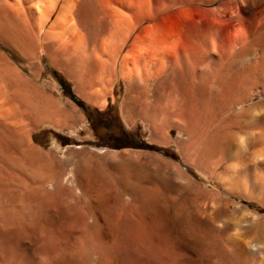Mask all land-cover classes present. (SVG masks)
I'll use <instances>...</instances> for the list:
<instances>
[{"label":"rangeland","instance_id":"374dc122","mask_svg":"<svg viewBox=\"0 0 264 264\" xmlns=\"http://www.w3.org/2000/svg\"><path fill=\"white\" fill-rule=\"evenodd\" d=\"M0 2V264H51L94 221L124 264H264V34L238 53L264 0H84L46 39Z\"/></svg>","mask_w":264,"mask_h":264},{"label":"bare ground","instance_id":"6f19581e","mask_svg":"<svg viewBox=\"0 0 264 264\" xmlns=\"http://www.w3.org/2000/svg\"><path fill=\"white\" fill-rule=\"evenodd\" d=\"M3 1L10 3L12 8H14L15 11H17L18 13H21L22 15L26 14L29 17L30 16L32 17V19L34 20L33 26H32L34 34H36L35 32H38L41 29H43L45 26V23H47L48 26H47L46 30L43 29L44 30L43 36L45 39L48 37L54 38L55 35H59V33L57 34V31L58 30L62 31V28H63V30L65 29V31L68 33V34L66 33L67 37L69 35V32L73 33L75 31L77 32V30H79V29H77V24L81 20V14L80 13H81L82 7L84 6V0H64V4L62 5L60 11L58 12V14L53 19H52V15H53V12L55 10L56 4H58V2H57L58 0H3ZM60 31H58V32H60ZM256 33L257 34H255L253 36V38H251L246 43H244L243 46L241 45L242 47L238 51L239 54H242L245 51L250 50L252 48V46L254 45V43L256 42V40L258 38H261V36L264 34V30L261 29L260 31H258ZM43 36H42V39H43ZM61 36L63 37V35H61ZM72 36H74V35L71 34L70 37L72 38ZM37 37L38 36H36L35 38H37ZM64 37L66 38V36H64ZM263 37H264V35H263ZM45 39L43 40L44 42L49 41V39L46 41H45ZM233 39L235 41H236V39H237V41L241 40V38L240 37L238 38L237 35H235L233 37ZM54 40H58V36ZM59 41L61 42V40H59ZM212 41H214V40H212ZM263 41H264V39H263ZM44 42H42V43H44ZM62 45L64 46V42H62ZM204 45H205V43H204ZM233 47L235 48L234 45H233ZM257 51L260 53V61L258 63H255V64L248 66V68L250 70L262 69V68L264 69V43L261 45L260 48L257 49ZM205 52H207V51H205ZM186 53L188 54V52H185V54ZM253 53H255V52H253ZM181 54H183V53H181ZM90 55H92V54H90ZM189 55H190V53H189ZM185 57H186V55H185ZM189 59H191V58H189ZM257 61H258V59H257ZM179 65L181 66V64H179ZM96 66L98 67V65H96ZM120 73H121V77H123L127 82H130V80H131V86L139 87V82L141 81L142 78L135 75V71L129 65V59H128L127 55L125 57H123L121 60ZM134 77H137V79ZM257 114L258 113H256V115ZM2 117H4V116H2ZM12 118H14V117H12ZM6 121H4V122L7 124L8 121L7 122ZM9 124L8 125L13 130V132L16 131V133H17L18 130L21 129V126H20L21 124L18 125L17 121L16 122L11 121ZM48 206H49V209L51 211H54L56 209L55 203H49ZM78 232H79L78 236H76L71 242L68 243V247L66 248L65 251H63L61 254L56 255L55 258L52 257L51 264H86V262H89L92 258V256H89V255H93V256L97 255L98 256L97 264H124V262H125L124 259H127V257L125 256V254L123 255L122 252L117 253V251H116V244L118 242H120L121 237L119 236V230L117 231V228L115 227V225L109 227L106 225H101L98 222L94 221L88 227H86L85 225L84 226L80 225ZM121 240L125 241L126 243L131 245V243L129 241H127L128 239L127 240L121 239ZM138 255L142 256L140 253Z\"/></svg>","mask_w":264,"mask_h":264},{"label":"trees","instance_id":"16d2710c","mask_svg":"<svg viewBox=\"0 0 264 264\" xmlns=\"http://www.w3.org/2000/svg\"><path fill=\"white\" fill-rule=\"evenodd\" d=\"M57 78L59 79V80H61V78L59 77V76H57ZM71 97L80 105V106H84V103H83V101H81V100H78L77 98H75V96H73V95H71Z\"/></svg>","mask_w":264,"mask_h":264}]
</instances>
